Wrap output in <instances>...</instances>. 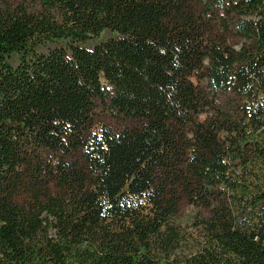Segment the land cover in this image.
<instances>
[{"label":"trees","instance_id":"obj_1","mask_svg":"<svg viewBox=\"0 0 264 264\" xmlns=\"http://www.w3.org/2000/svg\"><path fill=\"white\" fill-rule=\"evenodd\" d=\"M0 264H264V0H0Z\"/></svg>","mask_w":264,"mask_h":264},{"label":"rangeland","instance_id":"obj_2","mask_svg":"<svg viewBox=\"0 0 264 264\" xmlns=\"http://www.w3.org/2000/svg\"><path fill=\"white\" fill-rule=\"evenodd\" d=\"M6 2H8L9 4H18V3H23L25 5H29V6H33L35 5L36 7H39V0H5ZM115 31H110L109 34H107L106 36H110L113 37L114 36ZM230 42L233 43L234 47H237V43L239 42V38L237 36H231L230 38ZM95 41L99 40V37H97L96 39H94ZM102 82L104 83V79L101 78ZM98 121L106 123V124H110L113 126H119L118 122H115L114 119L110 118L109 116H107L104 113H100L98 115ZM197 210L188 204H182L180 211H179V219L178 222L180 223L181 227V231L182 234L186 233L187 229L186 227L188 226V224L191 223V221L194 219V216L196 215ZM180 249L179 251H188L191 248L190 242L188 240V238L186 236L183 237L182 242H180Z\"/></svg>","mask_w":264,"mask_h":264}]
</instances>
